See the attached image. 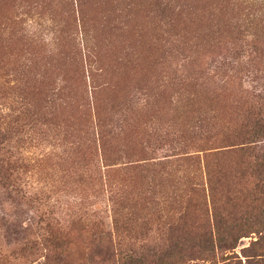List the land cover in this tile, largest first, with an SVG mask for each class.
<instances>
[{
    "label": "rangeland",
    "instance_id": "374dc122",
    "mask_svg": "<svg viewBox=\"0 0 264 264\" xmlns=\"http://www.w3.org/2000/svg\"><path fill=\"white\" fill-rule=\"evenodd\" d=\"M220 2L0 0V159L6 168L19 160L21 172L31 170L23 190L38 198L48 191L52 218L70 241L66 261L47 253L38 236V203L20 200L0 177V264H169L162 259L186 235L169 229L179 216L170 200L188 180L183 174H201L196 182L205 176L168 161L224 145L213 140L233 137L257 96L264 102L254 82L264 57L253 40L232 44L237 20L217 12ZM249 2L253 19L260 5ZM19 29L22 39L10 41ZM15 73L24 76L25 92L14 86ZM21 109L23 129L32 130L11 140L8 126ZM96 132L110 166L87 172L100 153ZM49 143L64 145L69 157L56 158ZM46 152H53L49 160ZM223 157L220 177L229 187H254L235 157ZM255 205L245 207L249 219L264 222ZM77 212L83 220H75ZM30 221L37 226L26 231ZM173 262L264 264V231L212 261L184 262L178 253Z\"/></svg>",
    "mask_w": 264,
    "mask_h": 264
},
{
    "label": "trees",
    "instance_id": "16d2710c",
    "mask_svg": "<svg viewBox=\"0 0 264 264\" xmlns=\"http://www.w3.org/2000/svg\"><path fill=\"white\" fill-rule=\"evenodd\" d=\"M232 1L234 2L229 3L226 0H221V2L218 3L219 6L216 7L217 12L219 11L222 15L229 14L234 21L235 19L237 20L236 26L239 28L240 32L235 34L234 38L231 40L232 44L245 39L253 40L260 48L259 52L256 51L258 49L255 51L259 53V57H264V0H251V2H249V4L257 2V5H260L257 11L259 13H253L256 14L259 19L256 24L255 20H253L256 15L251 19L249 16L250 14L246 13L247 7L245 6V2L250 0ZM163 11H165V8ZM195 22L197 23V19L192 20V23ZM3 30L5 32L9 31L10 26L5 25ZM21 30L22 29H19L18 32L15 33L10 32L11 34L8 39L10 41L22 39L23 33ZM216 32L217 36H214L212 40H215L217 44L220 42L223 34L220 32V29ZM19 75L21 74H14V86L25 92L28 86L26 87L24 76ZM254 82H257L255 90L258 87L262 91L261 94H264V70L261 72L260 77ZM20 98L22 101L24 100L23 97L20 96ZM25 106L29 112L28 105L25 104ZM17 113L19 117L15 115L13 123L10 121L8 126L9 132H11V140L14 138L13 134H15V136L23 135L24 137H28L27 134L32 130L29 126L28 128L23 129L25 125L21 123L20 118L23 117L24 111L21 109L19 112L17 111ZM245 114L244 122L238 129L239 131H234L236 134L233 137L229 136L221 138L222 140H213V142L224 143V145L197 150L191 154L186 153L180 156L176 155L177 158H175L174 161H168L167 164L171 165L185 163L188 164L189 167L194 166V169L196 167L195 171L198 172L200 169L205 178L203 182L193 181L197 179L196 177L199 174H194V172H189L181 176L183 179L185 178L188 180L183 182V185L178 189L175 198L170 200V203L179 209L176 212V215L178 214L179 216L178 220H176L175 223H172L169 229L172 232L180 231L186 235L177 237L176 242L173 244L174 248L169 252L170 254H168L166 258L162 259V262L169 259V264L174 263L173 261L176 259L178 253H180V257H182V261L184 262L195 259L212 261L215 259L216 253L235 249L242 238L249 237L253 233H263V220H261V218L250 220L249 211L245 209V207L247 208L255 203L257 205L253 207V210H255L254 212L258 214L264 213V102L262 99L257 96L256 102L248 109V111H246ZM25 115L27 117V114ZM35 121L36 119H34L32 123ZM39 132L43 135V128H39ZM96 135L97 141L95 143L96 146L99 148L101 147L99 150L100 153L94 154V160L92 159L91 166L89 165L87 167V172H89L90 167L91 172H101L103 168L110 166L106 161L100 135L98 132H96ZM18 139L20 140V137ZM29 140L31 141V138L26 139L27 142ZM97 142H100V144ZM45 145L48 146L47 144ZM50 146L57 149V152L55 153L56 158H64V156H62L66 153V150L62 149V147L64 148V145L55 143ZM211 149L216 150L215 152H212ZM205 150H209V152L206 153ZM47 154H49V157H47ZM47 154H43L42 157L45 159L47 158V160H49L48 158H52L53 152H48ZM65 156V158L69 157L67 153ZM223 156L235 157L236 160H238L236 166L240 167L243 171L245 170L241 173V177L244 178L246 175H250L252 179L254 178V181H256V184L254 182V187L249 190H246L244 187L241 190L237 187H229V184L220 177L222 176V168L218 163L224 158ZM172 157L173 156H167V158ZM4 163H6V160L0 159V177L6 182V185H3L2 187L6 186L10 189L12 194L16 195L20 200L27 201L28 204H31V202L38 203L39 207L36 209V212L37 214H40L41 223L38 225V236L42 247L49 254H59L57 257L58 260L66 261V258L68 257L62 258V255L64 253L66 254L69 249L70 241L61 231L62 225L59 221L55 223V219L52 218L54 212L50 209V199L47 200L49 196L47 195L48 191L44 189L42 190L43 198L32 196L28 190L24 191L23 177L27 175V171L31 170L25 169L21 172L22 166L20 167L17 165L20 163L19 160L16 162L9 160L7 163L8 168L5 167ZM38 164L39 163H36L32 166H38ZM163 167V165L160 166V168ZM17 169H19V172L15 173L14 171ZM199 176H201V174H199ZM155 178L158 179L157 176H155ZM220 180L224 182H220ZM45 192L46 196H44ZM247 200L250 201L247 202ZM156 203L157 201H155V204ZM160 203H158V205H160ZM73 214L76 215L75 218L77 219L75 220H83L82 217H79L81 216V214L79 215V212ZM116 224L115 218V225ZM93 225L96 224L94 223ZM36 226L35 223L30 221L27 223L26 231L33 230ZM195 232H199L201 235L195 236ZM258 242L259 240L255 243ZM2 258L3 257H1V259Z\"/></svg>",
    "mask_w": 264,
    "mask_h": 264
}]
</instances>
